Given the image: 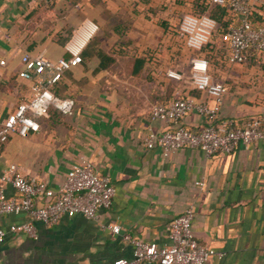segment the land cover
I'll return each instance as SVG.
<instances>
[{"label": "crops", "instance_id": "obj_1", "mask_svg": "<svg viewBox=\"0 0 264 264\" xmlns=\"http://www.w3.org/2000/svg\"><path fill=\"white\" fill-rule=\"evenodd\" d=\"M187 1L0 0V124L28 98L29 83L16 77L20 55L67 57L63 46L80 24L87 19L97 26L82 62L52 88L71 99V111L50 110L38 119L36 132L0 144V171L13 163L56 189L67 169L85 159L115 190L97 221L74 216L52 227L35 223L36 239L8 236L0 244V264H108L128 258L131 244L121 234L165 244L168 224L187 206L196 241L221 254L204 264H264V140L208 157L196 149L162 155L142 144L147 130L166 128L149 120L153 103L186 95L207 100L190 85L191 53L177 23L172 27L174 14L179 18L188 10ZM213 59L219 64L211 75L226 86L215 122L241 125L257 118L264 125V57L242 65ZM169 68L183 78H166ZM202 123L192 113L182 119L188 130ZM21 219L5 216L0 226ZM110 225H118L119 233Z\"/></svg>", "mask_w": 264, "mask_h": 264}, {"label": "built area", "instance_id": "obj_2", "mask_svg": "<svg viewBox=\"0 0 264 264\" xmlns=\"http://www.w3.org/2000/svg\"><path fill=\"white\" fill-rule=\"evenodd\" d=\"M206 3L222 7L224 17L229 20L218 37L219 45L213 47L214 56L223 49L227 65H242L257 56L264 57V0H206ZM216 26L215 19L207 12L197 14L187 10L179 16L176 30L191 53L187 59L188 80L192 89L208 102L186 95L153 103L149 120L162 121L166 128L158 133L147 130L142 141L145 149L158 148L162 155L180 149H196L208 157L230 154L239 146L247 148L264 140V125L257 118H250L241 125L230 120L215 122L226 86L213 79L211 63L203 49L211 44ZM96 31L93 22L84 20L63 46L67 57L49 60L40 54L20 55L16 77L29 83V94L0 124V144L11 136L24 138L29 132H36L38 119L48 117L49 108L61 115L71 111V99L56 96L52 88L66 71L82 62V50ZM3 65L1 59L0 66ZM164 76L176 82L183 78L175 68L167 69ZM189 113L203 121L197 130H188L182 124ZM195 184L202 185L201 182ZM114 192L109 177L98 175L85 159L67 169L56 189L43 180L24 175L15 164L9 163L0 171V218L11 215L22 219L6 227L0 226V244L15 235L36 239L35 223L52 227L74 216L97 221L99 212L110 208ZM192 218V207L187 206L168 224L167 242L162 245L121 234V239L131 244V255L108 264H204L211 256L220 257V253L196 241L191 229ZM107 228L119 233L118 225Z\"/></svg>", "mask_w": 264, "mask_h": 264}, {"label": "trees", "instance_id": "obj_3", "mask_svg": "<svg viewBox=\"0 0 264 264\" xmlns=\"http://www.w3.org/2000/svg\"><path fill=\"white\" fill-rule=\"evenodd\" d=\"M175 1L179 2L180 0H175ZM187 3H188V10H191L193 13L200 14L203 12H207L209 16L215 19L217 26L212 36V42L210 45H207L203 49V53L205 54V57L208 58L211 64L214 61L215 63H217V61L213 59V54H212L213 47L219 45L218 37L221 35V33H223L226 25L229 23V20L224 17L225 15L224 9L220 6H208V4L206 3V0H189L187 1ZM217 56L219 59L224 60L225 58L224 50L219 49ZM50 110L56 111L53 108H49L48 113ZM56 112L60 114L58 111Z\"/></svg>", "mask_w": 264, "mask_h": 264}, {"label": "rangeland", "instance_id": "obj_4", "mask_svg": "<svg viewBox=\"0 0 264 264\" xmlns=\"http://www.w3.org/2000/svg\"><path fill=\"white\" fill-rule=\"evenodd\" d=\"M178 15H179V14H177V13L174 14L173 19H172V27H173V25H175V24L177 23ZM167 25H168V24L165 23V25H163V28L167 29V27H168ZM170 25H171V24H170ZM217 64H219V63H217ZM217 64L215 63V61L212 62V64H211V70H212V71L215 70V66H216Z\"/></svg>", "mask_w": 264, "mask_h": 264}]
</instances>
